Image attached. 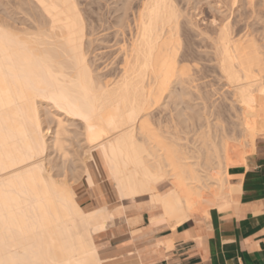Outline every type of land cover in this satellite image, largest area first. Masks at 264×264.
Returning <instances> with one entry per match:
<instances>
[{
    "label": "bare ground",
    "instance_id": "bare-ground-1",
    "mask_svg": "<svg viewBox=\"0 0 264 264\" xmlns=\"http://www.w3.org/2000/svg\"><path fill=\"white\" fill-rule=\"evenodd\" d=\"M31 1L38 11L30 28L0 23V264H103L96 238L123 221L133 226L128 210L156 207L150 222L174 229L186 220L208 221L212 208H229L241 178L230 169L246 165L245 147L256 149L257 115L264 112L258 29L247 20L230 21L235 30L226 19L197 26L198 48L211 50L219 88L228 92L216 104L217 91L198 88L204 72L191 73L189 63L201 55L179 53L183 25L175 0L139 2L133 28L109 58L115 67L106 64L104 72L87 59L75 0ZM166 95L173 101L162 105ZM42 104L58 111L49 112L51 129L43 127ZM68 120H78L81 131L68 130ZM72 134L83 136L88 191L95 180L87 162L114 205L83 207L66 171L52 174L67 166ZM49 148L56 164L47 159Z\"/></svg>",
    "mask_w": 264,
    "mask_h": 264
},
{
    "label": "rangeland",
    "instance_id": "rangeland-1",
    "mask_svg": "<svg viewBox=\"0 0 264 264\" xmlns=\"http://www.w3.org/2000/svg\"><path fill=\"white\" fill-rule=\"evenodd\" d=\"M75 1L77 3L78 9L80 10L81 13V17L83 19L84 32H85L84 50L86 51L87 59L92 63L93 65L92 67L95 68V66H97L99 67V70L103 69L102 70L103 72L104 70L107 71L111 67L112 62H115L114 61L115 57L113 56L115 55L117 47L122 44L121 43L122 36H128L129 27H131V29L133 28V17L134 14L136 13L137 6H139V2H141V0H75ZM220 1L221 0H175L176 6L179 9L178 11H180L179 13L181 14L179 19L181 21V24L183 25V26L181 25L182 30H180L182 41L180 45L181 50L179 51V53L185 51L186 49L187 50L190 49L192 51L196 50V53L201 55V58L199 57V59H197L196 62L197 64L195 62L193 63V61L189 63V65L192 66L190 67L191 73L195 70L193 72L195 75L197 68L198 69L197 75L199 74L202 76L203 74L205 76V79L200 78L204 81L203 82L201 80L203 83L198 79L200 81V82L198 81L199 82L198 88H200L202 92L205 90L204 91L205 93L206 92L211 93L212 91H217V95L212 97L214 101H217L216 104H218V101H220L217 99L222 98L224 96L223 93L228 94V92L225 87L220 90L221 81H218L219 77H217L216 75L217 73L216 71H214L216 69V65L214 64V62H211V60H209L210 59L209 54L211 56V50L209 51L208 48L203 47L204 45L202 43L201 44L203 46L200 44L198 48V45L201 40L200 39L201 35H198L197 33H199V31L203 28L205 29L211 27L212 26V24H210L211 22H213V24L215 22L216 24H219L222 20L226 19L229 20V22L230 21L236 22V20L237 21L241 20L242 22L241 21L240 22L242 24L244 23V21L246 22L247 20V22H249L248 24L253 25V28L259 30V31L257 30L256 34L258 35L260 34V36H264V0H236V1L234 0L235 1L234 3L232 0H223L221 1L222 3ZM37 11L38 10L36 9L35 5L32 3L31 0H0V23L3 21L13 28L28 29L30 28L31 25L30 15L31 13L34 12L37 13ZM226 20H224V22H228ZM232 24L234 27L233 29L235 30L236 25L234 23ZM194 25H196V27ZM197 26L200 28V30H197L199 29ZM193 43L196 44L194 45ZM112 57L114 60L109 59ZM198 60H200V62ZM198 62H199V66H198ZM106 64L108 69L106 68ZM114 64L115 63H113V65ZM113 65L112 68L115 67V65L114 67ZM202 71L204 73H202ZM199 75L198 77H200ZM196 82L195 84H197ZM201 83H202V87L200 85ZM195 91L194 93L196 94L197 92ZM170 100L173 101L172 99L169 98V95H166V97L163 98L164 103L162 105L167 104V102L169 103ZM196 101L199 102V100H195L194 104H196ZM170 104L169 105L172 106V108L176 107V105H174L173 103ZM169 105L167 106L169 107ZM183 105L181 104L177 108H182ZM196 105L195 108H199L201 106V104L197 106ZM160 108H162V106ZM39 109H41L40 113L42 119L43 117L45 119V121L43 122L44 124L43 127L47 128L51 126L50 127L51 129L54 126L53 123L54 118L50 113L53 112V110H54L53 113H55L56 110L54 108L52 109V107L46 106L45 104L40 105ZM175 111L176 109H173V112ZM56 112L58 113V111ZM45 113H49V115ZM258 115H257V120L260 125V131H259L260 134H257L256 136L257 137L256 145L264 144V135H263L264 112L260 111ZM230 116H231L230 113L225 112V117L228 120L231 119ZM66 123L68 130L81 131L80 122L78 120L75 121L68 120ZM224 124H226V122ZM181 125L183 126L182 123ZM46 137H48V134L46 135ZM76 137L77 138L73 137V134L71 136H67L68 144L66 147L70 153L67 157L68 158L67 162L65 161L66 162L65 166L66 165L67 166L66 167L64 166L65 168H61V169L59 168V170L61 171H57L58 167L56 166L52 171H54L55 169L56 170L53 173L51 171V173L55 174L54 176L58 177V174L60 172L66 171L67 174L66 179L71 183V185L76 190L78 195V201L83 207L92 206L90 204L92 202V197H91L92 195L95 199L96 204H104L105 201H109L110 205H114L115 204L114 197H112L111 195H109L110 197L103 195L102 192L103 178L101 177L99 170H97L95 166L91 165V163L89 162H87L86 165L88 169L91 171L95 183L90 188L91 192L88 191L89 189L86 182L87 176L84 172V167H85L84 162L86 163V161L88 160L84 159L85 156L83 155V151H82L83 149H81L82 147H85V144L82 135ZM245 150L246 151L248 150L246 152V158H247L249 155L252 154V152L249 153L250 151L248 147H245ZM255 151L256 149L253 152ZM47 159L52 162L51 165L53 163L56 164L55 162H59V158L57 154L51 149L47 150ZM62 178L64 177L59 176V179ZM164 189L165 188H162V190ZM94 194L96 195L100 203L97 201ZM135 203L140 204V202H135ZM150 210H155V212L160 211L156 207H153ZM130 212H132L133 214L140 211H130Z\"/></svg>",
    "mask_w": 264,
    "mask_h": 264
},
{
    "label": "crops",
    "instance_id": "crops-1",
    "mask_svg": "<svg viewBox=\"0 0 264 264\" xmlns=\"http://www.w3.org/2000/svg\"><path fill=\"white\" fill-rule=\"evenodd\" d=\"M230 170L241 178L229 208H212L208 221L186 220L174 229L150 222L159 211H128L133 226L123 221L96 238L103 264H264V144L256 145L245 166Z\"/></svg>",
    "mask_w": 264,
    "mask_h": 264
}]
</instances>
